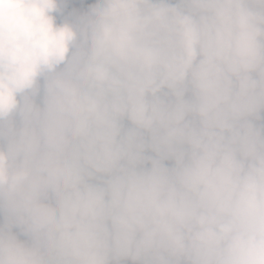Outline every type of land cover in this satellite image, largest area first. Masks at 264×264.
Instances as JSON below:
<instances>
[{
	"label": "clouds",
	"instance_id": "obj_1",
	"mask_svg": "<svg viewBox=\"0 0 264 264\" xmlns=\"http://www.w3.org/2000/svg\"><path fill=\"white\" fill-rule=\"evenodd\" d=\"M0 264H264V0H0Z\"/></svg>",
	"mask_w": 264,
	"mask_h": 264
}]
</instances>
